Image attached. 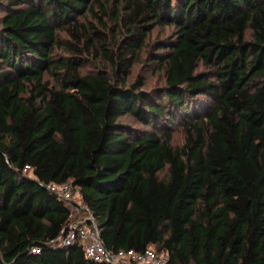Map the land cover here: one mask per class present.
Listing matches in <instances>:
<instances>
[{
  "label": "trees",
  "instance_id": "1",
  "mask_svg": "<svg viewBox=\"0 0 264 264\" xmlns=\"http://www.w3.org/2000/svg\"><path fill=\"white\" fill-rule=\"evenodd\" d=\"M0 3V264H106L60 244L80 215L48 186L67 182L111 251L264 264V0ZM155 27L174 35L147 53L165 75L147 91L129 76ZM87 54L109 70L83 73Z\"/></svg>",
  "mask_w": 264,
  "mask_h": 264
},
{
  "label": "built area",
  "instance_id": "2",
  "mask_svg": "<svg viewBox=\"0 0 264 264\" xmlns=\"http://www.w3.org/2000/svg\"><path fill=\"white\" fill-rule=\"evenodd\" d=\"M29 170L31 168L27 165L25 171ZM48 188L69 201L72 206V211L80 215L78 221L69 224L65 232L60 236L61 245L69 246L75 243H81L86 258L100 263L171 264L170 257L167 254H159L152 248H148L142 252L136 250L114 252L107 249L97 227V223L87 205L83 202L78 187L72 182H67L61 185L51 184ZM82 212L88 214L82 216ZM33 252H38V250H33Z\"/></svg>",
  "mask_w": 264,
  "mask_h": 264
},
{
  "label": "rangeland",
  "instance_id": "3",
  "mask_svg": "<svg viewBox=\"0 0 264 264\" xmlns=\"http://www.w3.org/2000/svg\"><path fill=\"white\" fill-rule=\"evenodd\" d=\"M0 2H6V0H0ZM114 5V3H111V5H108V14L104 16V21L107 24L106 29L104 30L108 36L114 35V29L115 24L114 21L110 18L114 13L111 10V7ZM5 11L2 6V3H0V23L1 19L4 16ZM91 19V18H89ZM99 29H102L99 27ZM61 39H68L66 33L60 32L59 33ZM173 29L168 27H155L152 31V33L148 36V38L145 41L144 48L140 51L138 56L135 59V63L132 67L130 76H129V84L136 83L138 80H144V86L142 87L143 90L147 91H153L157 88H161L165 85V75L162 71H160L158 68H156L154 65L151 64V62L148 59L147 53L150 50L151 45L158 41V40H164L168 39L169 37L173 36ZM120 36V33H119ZM112 41V39H111ZM110 48V47H109ZM71 55L68 53V51L63 48H59L55 52L56 58L66 59L69 58ZM100 70L108 71V63H106L103 58L97 56V55H86V63L82 66V72L83 73H95ZM200 71L203 72H209L210 70H207L206 68L200 66ZM210 74V72H209ZM46 79L50 80L52 85H57V78L53 76H48ZM122 122L125 124H128L136 129L137 132H146L151 130V127H145L138 123L132 116L127 115L126 117L122 118ZM173 141L172 144L174 147L182 146L185 140V135L183 129L180 127L178 123L174 125L173 129ZM167 174V171H164L161 176L165 177Z\"/></svg>",
  "mask_w": 264,
  "mask_h": 264
}]
</instances>
